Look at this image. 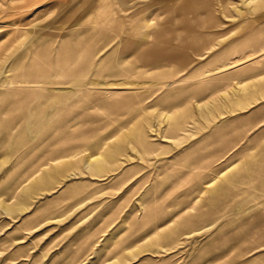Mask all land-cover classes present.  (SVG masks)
<instances>
[{
    "label": "rangeland",
    "instance_id": "1",
    "mask_svg": "<svg viewBox=\"0 0 264 264\" xmlns=\"http://www.w3.org/2000/svg\"><path fill=\"white\" fill-rule=\"evenodd\" d=\"M97 1L0 0V264H264V0L147 62L195 1Z\"/></svg>",
    "mask_w": 264,
    "mask_h": 264
},
{
    "label": "crops",
    "instance_id": "2",
    "mask_svg": "<svg viewBox=\"0 0 264 264\" xmlns=\"http://www.w3.org/2000/svg\"><path fill=\"white\" fill-rule=\"evenodd\" d=\"M107 1L109 0H98L96 3L100 4L99 8L106 10L107 7L109 8ZM161 2H173L176 4V2H179V0H162ZM194 5L195 4L190 7H171L169 4L165 5V7H162L160 12L163 21L158 23V29L149 30L151 26L145 25V31L143 33L146 34V37H142L138 41H131L126 34V36H123L125 46L130 48L132 55L135 57H140V59L144 60V62L150 61L156 55L165 57V59L168 58L171 61H179L178 59L180 58L176 59L178 57H176V55L181 54L182 52L187 53L188 50H191V52L193 51L194 53H197V51L204 47L205 44L210 42L212 37V32L210 30L215 29V32H217V29L223 28L225 24L224 20L227 19L219 15L218 12H216L217 7L213 6L215 7V19L213 22H211V24H213L214 27H211L208 30L207 37H211H209L208 40H204L202 38L204 35L203 33H200L199 35L195 34L197 31L199 32V29L196 26L202 25L204 20H202V16V18L198 17L193 11L190 10V8H194ZM206 20L207 18L205 21ZM120 23L121 24L117 23L113 29L116 27L118 29L117 31H119L118 35H124L125 31L127 30H125V25H122V22ZM172 25L177 26L175 28L174 34H172V32L169 30L167 31V29H169ZM132 28L136 29L137 27ZM155 32L160 38L157 37ZM219 33L222 34L220 30ZM157 40H159L157 42L159 45L154 44ZM161 40L162 42H160ZM207 45L208 46L206 48L208 50L211 49L212 43H208ZM162 49H164L166 53H164ZM182 60L183 59L181 58V61Z\"/></svg>",
    "mask_w": 264,
    "mask_h": 264
},
{
    "label": "bare ground",
    "instance_id": "3",
    "mask_svg": "<svg viewBox=\"0 0 264 264\" xmlns=\"http://www.w3.org/2000/svg\"><path fill=\"white\" fill-rule=\"evenodd\" d=\"M212 2H213L212 0H195L194 8L193 7L190 8V10L193 11L196 16H198V17L202 16L203 17V18L201 17L202 20H204L203 24L200 26H196L199 29V32L197 31L195 34L199 35L200 33H203L204 35L202 38L204 40H208V38L211 37V36L207 37L208 31L206 33V31H204V30H209L211 27H214L213 24H211V22H213L215 19V15H214L215 11H214V8H212L213 7ZM222 8H224V7H222ZM225 12H226V10H225ZM206 18H207V20L205 21ZM174 26L175 25L170 26V28L167 29V31L169 30L172 32V34H174V32H175ZM119 27H120V25H119ZM263 57H264V47L262 46L258 49V51H256L253 54L248 55L246 58H247V61H250V60H257V59H260Z\"/></svg>",
    "mask_w": 264,
    "mask_h": 264
}]
</instances>
